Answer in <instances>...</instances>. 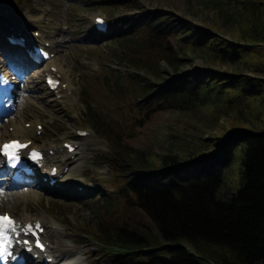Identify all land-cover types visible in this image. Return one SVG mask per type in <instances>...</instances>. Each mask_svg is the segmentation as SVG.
Listing matches in <instances>:
<instances>
[{
    "label": "trees",
    "instance_id": "16d2710c",
    "mask_svg": "<svg viewBox=\"0 0 264 264\" xmlns=\"http://www.w3.org/2000/svg\"><path fill=\"white\" fill-rule=\"evenodd\" d=\"M206 1L233 17L231 38L220 26L210 30L170 10L110 1L129 10L108 37L134 67L124 91L136 113L130 117L142 124L155 112L206 108L212 128L226 114L252 125L201 135L188 155L172 147L157 154L124 143L87 105L86 118L108 140L104 157L116 184L96 200V264H264V114L242 109L254 94L264 99V0ZM196 55L238 68H183ZM238 144L239 182L223 190Z\"/></svg>",
    "mask_w": 264,
    "mask_h": 264
},
{
    "label": "rangeland",
    "instance_id": "374dc122",
    "mask_svg": "<svg viewBox=\"0 0 264 264\" xmlns=\"http://www.w3.org/2000/svg\"><path fill=\"white\" fill-rule=\"evenodd\" d=\"M110 1L113 0H0V18L12 21L25 30L23 19L25 20L26 14H31V18L37 19L42 28L49 31L55 41L59 42L52 58L64 68L68 78L67 82L62 84L63 92L54 95L45 87L42 78L37 82L34 77L38 73L36 67L40 66V63L30 66L18 83V92L22 99L16 98L15 111L10 117L2 120L4 129L6 126L11 130V125H7L8 119L37 118L41 128L37 130L35 125L33 136L36 139L32 144L39 145L44 150H48L50 146L62 147L64 140L77 143L74 150L76 160L67 175L61 178L63 183L68 185V193L61 194L50 186L43 189L35 183L36 181H32L23 186L29 190L26 202L19 200L8 207V211L13 214L23 210L32 217L38 215L46 226H58V229L52 232L49 245L55 255L62 258L60 263L56 259L52 264H62L67 260H71L73 264H96L98 244L92 229L100 214L96 200L116 188V184L111 181L112 173L104 157L108 150V140L96 131L86 118L87 105L98 115L103 128L105 126L109 129L113 125V128L119 130V137L124 143L134 147H151L157 154L167 152L172 147L188 155L193 143L197 142L201 135L207 138L223 135L225 129L231 130L235 123L243 127L252 125L249 121H239L232 114H226L212 128L209 126L210 112L206 108L201 111L155 112L142 124L132 120L131 112L136 113L126 103L128 97L124 91L129 83L126 72L134 70V67L130 61L122 59L116 53L120 52V48L116 46L114 39L108 37V33L117 28L116 23H123L122 16L129 10L125 9V6L112 5ZM136 2L142 5L141 9L170 10L210 30L217 31L220 26L229 38L230 31H234L233 17L219 13L206 0ZM101 13L109 21L105 33L97 32L92 26L94 15ZM33 31L38 30L34 29L32 33ZM5 36L3 32V40ZM37 39L40 40V37L37 36ZM7 54L11 56L10 53ZM3 58L4 55L0 52V59ZM204 65L226 70L238 68L234 61L220 58L208 60L197 55L187 61L183 68ZM68 83L71 85L67 89ZM253 97H249V106L242 109L247 108L253 113L259 111L264 114L263 94H254ZM25 122L28 126L29 121ZM106 122H110L111 127ZM78 128L87 129L88 135L77 137L75 133ZM1 131L3 128L0 126ZM113 133L118 136L117 132ZM242 148V144L236 146L225 174L222 175L223 190L238 185ZM76 187H81L83 191L74 192ZM88 226L91 230L87 232L84 228L87 229Z\"/></svg>",
    "mask_w": 264,
    "mask_h": 264
},
{
    "label": "bare ground",
    "instance_id": "6f19581e",
    "mask_svg": "<svg viewBox=\"0 0 264 264\" xmlns=\"http://www.w3.org/2000/svg\"><path fill=\"white\" fill-rule=\"evenodd\" d=\"M30 15L26 14L25 20L23 19V24H24L25 30L19 29L21 26L18 24L12 23V21H5V19L0 18V48L2 49V47H5L4 51H2L0 49L1 54H3L5 56L4 57L5 60H3L4 58L0 59V60L3 61L1 66H3V67L5 66V69L3 70L5 72H7L9 70L8 67H10V66H12L16 69L23 68V70H24V68L28 67L29 64L31 63V61L27 57L26 53H24V51H22L20 49V47L12 46L10 44L6 45L5 41H3V37H2L3 32H5V31L7 32L11 26L17 30L19 29V30H22L23 32H26L25 34L27 35L28 39H31V38L35 39L36 38L34 33L33 34H31V33H32V30L37 29L38 30V36L40 37V40L43 42V44H45L44 42H47V41L49 42L48 48L51 52L56 50V46L59 44V42L55 41V39L50 34V32L44 30V28H42V25L38 22V20L35 18H31ZM8 27H9V29H8ZM12 27H11V29H12ZM31 27H33V28H31ZM1 45H3V46H1ZM7 51L11 54L12 57L6 53ZM6 54L8 55L7 57H6ZM15 55L17 57L14 59L13 56H15ZM36 68L38 69V73H36L34 75V77L37 80V82H40L41 78L43 80L44 79L43 75L46 73L54 74V75L58 76L62 82H67V80H68L67 76L65 75L66 72H65L64 68H62V66H59L57 63H55V60L51 57H49L47 59V61H45L42 65H40ZM69 83H70V81H69ZM69 83L66 84V85H68V86H66L67 89L69 88V85H71ZM61 86L62 85L60 84V86L56 90L55 94L63 92V89ZM16 98H18L20 100L22 99L20 92H17V94L15 96V100H16ZM25 121H29L28 126L25 125V123H26ZM7 122H8L7 125H11L12 129L9 130V129H7L6 126L4 129L5 124H2L3 122H1L0 126H1V128H3V131L0 132V144L4 140H7L9 138H21L22 140L32 139V141H34L36 139V137L33 136V132H35V130H36V128H35L36 124L35 123H38L37 118H30V119L23 120L22 117H19L16 120H9L8 119ZM31 146H33V145H31ZM38 147H40V146L38 145ZM49 148L53 149V152L49 153L50 151L46 150L44 152L43 159H41V163L35 164L32 166V170H33L32 172H34L36 175L38 174L37 177L40 181V182H38V185L43 189L48 188V186L41 179H42V177L46 176V178L49 180L48 176L50 175V172H52L51 170H52V167L54 165H57V167H58V169L56 170L55 176L57 177L58 180H60V182H62L61 178H64L67 175V172H68L70 166L76 160V158H75L76 153L75 152L68 153L67 151H65L63 153V149H61V147H59V146H50ZM64 168H67L66 172L62 171ZM58 180H57V182H59ZM63 186H64V189L57 188V191L61 194L62 193H68L67 192L68 189H66L68 187V185L64 183ZM73 191L81 193L80 191H77L75 189H73ZM28 197H29V190H27L26 188H23L19 183H15V182L3 183V185L0 188V212H2L4 210H8V207L10 204H14L19 200L26 202V199ZM15 216H16L17 220H19L21 222H25L28 219L34 218L31 215L27 214L23 210L15 213ZM36 217H39V216L37 215ZM52 223L54 224V222H52ZM57 229H58V226L56 225L54 228H52V226L51 227L47 226L46 229L44 230L45 237L49 242H50V239L52 237V232L57 230ZM46 251H47V253L41 254V257L51 255L54 260L57 259V262L60 263L62 256L55 255L56 253L52 250L50 245L47 246ZM62 264H73V262L71 260H67V261H64Z\"/></svg>",
    "mask_w": 264,
    "mask_h": 264
},
{
    "label": "snow or ice",
    "instance_id": "6c2138e0",
    "mask_svg": "<svg viewBox=\"0 0 264 264\" xmlns=\"http://www.w3.org/2000/svg\"><path fill=\"white\" fill-rule=\"evenodd\" d=\"M98 22L102 23V21H98ZM26 147H27V144H22L18 141H12L8 144L3 145L2 151L8 156L10 160L15 162L16 160L19 159V155H18L19 150L26 148ZM31 157L33 159H38L39 153L33 150V152L31 153ZM18 227L19 225L17 224V222H15L7 214L0 215V256H2L4 253H7L8 248L11 245V240L9 238L8 231L11 230V232L15 233ZM34 227L36 229H40L39 222H37ZM32 229H33V225L28 224L22 230L31 232ZM24 243H28V242L25 241ZM36 246L43 247L38 240L36 241Z\"/></svg>",
    "mask_w": 264,
    "mask_h": 264
}]
</instances>
